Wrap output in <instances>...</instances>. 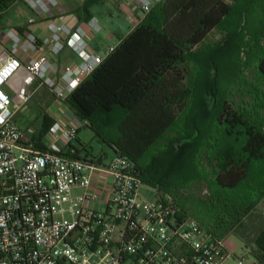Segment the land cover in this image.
<instances>
[{"label": "trees", "instance_id": "trees-1", "mask_svg": "<svg viewBox=\"0 0 264 264\" xmlns=\"http://www.w3.org/2000/svg\"><path fill=\"white\" fill-rule=\"evenodd\" d=\"M16 1L0 0V31L6 12ZM96 1L88 0L84 7ZM244 1L156 2L66 99L77 118L88 121L97 135L113 146L115 154L132 159L143 183L155 187L159 195H175L186 213L220 238L237 232L244 225L243 219L264 198V31L253 34L250 41H244L246 34L239 31L228 33L211 51L213 57L206 56L209 59L202 57L200 50L206 38L223 27L235 6ZM241 9L244 13L247 6ZM240 36L238 57L249 51L248 58L257 67L258 83L248 91L252 99L237 103L229 96V84L218 82L220 66L215 55L231 51ZM190 58L207 63L202 83L212 87L196 92L186 86ZM239 61L241 68L245 60ZM183 113L186 116L179 134L155 149ZM53 122L43 115L42 129L34 139L37 143ZM78 153L72 155L80 157ZM201 180H206L210 190L208 203L179 196ZM254 243L252 253L261 264L264 227Z\"/></svg>", "mask_w": 264, "mask_h": 264}, {"label": "built area", "instance_id": "built-area-1", "mask_svg": "<svg viewBox=\"0 0 264 264\" xmlns=\"http://www.w3.org/2000/svg\"><path fill=\"white\" fill-rule=\"evenodd\" d=\"M20 1L49 19V33L8 27L0 37V264H226L225 238L167 196H141L143 182L129 156L83 159L58 141L42 149L34 128L15 121L35 81L64 102L115 49L92 52L81 26L50 19L60 0ZM138 1L149 12L159 0ZM67 46L79 63L57 62ZM84 121L63 132L55 122L49 131L68 144Z\"/></svg>", "mask_w": 264, "mask_h": 264}, {"label": "rangeland", "instance_id": "rangeland-1", "mask_svg": "<svg viewBox=\"0 0 264 264\" xmlns=\"http://www.w3.org/2000/svg\"><path fill=\"white\" fill-rule=\"evenodd\" d=\"M242 5L247 6L244 13L241 11ZM251 14L253 15L250 17ZM237 31L246 34L244 41L247 39L250 41L253 34H260L264 31V0H245L244 2L236 5L234 14L226 21V24L221 28L215 29L204 41L200 49L202 51V57L206 59L213 57V55H211L213 54L211 51L214 50L218 44L223 43L228 33H237ZM2 33L3 32L0 33L1 39L4 38V33ZM235 38H238L237 34L234 35L233 39L235 40ZM263 42L264 41H262V43ZM236 43L237 44L231 48V51L224 50L223 52H219L218 56H215L217 58L216 62L220 66V68L218 66L219 69H217L218 82L219 84H222V86L229 84L227 88L229 96H231L238 103L242 102L244 99H252V95L248 91L252 88L253 84L258 82L257 67L253 59L248 58L250 54L249 51L247 50V52H242L241 56L238 57L237 50L239 49V45L241 43V36L239 37V40L236 39ZM243 45L245 44H242V50H244ZM206 56H209V58ZM241 58L245 60V62L240 68L239 60H241ZM205 64L207 63L199 62L198 58H190L186 65V86L194 91L196 90V92L200 91L201 87L202 90H207V86L212 87L213 85L202 83V78L205 75L204 73L207 71V68L205 69L204 67ZM7 91L11 93L9 89H7ZM39 91L43 90L40 89ZM38 93L39 92H37L34 96L37 101H33V106L30 105L29 109L37 108L40 112L41 109L46 110V108L49 107L50 102L46 97L47 95L41 99ZM185 116L186 113H183L179 117L177 123L157 142L155 149L163 147L170 139L175 138L179 134L182 130ZM36 133L38 134V132ZM110 133H112V130ZM108 135L104 133V136L107 139H109ZM79 136L83 142L89 143L90 150H92L93 153L99 154L102 150L107 151L108 157L105 159L106 163H109L114 158V152L109 147V143L101 136L98 135V137L96 132L91 129V127H85ZM74 140L76 141V138ZM83 157H86V154H83ZM76 192H80V190H76ZM140 194L146 200H153L160 196L157 189L148 183H142ZM162 194L163 195L161 196H167L168 199H172L174 202L179 204L175 195L169 193L165 194V192ZM179 196H182L183 199H193L194 203H208L210 190L207 187L206 180H201L193 183L190 187L180 192ZM194 207V204H192L189 212L192 213V209H194ZM243 222L244 225L239 227L237 232L232 231L225 238V244L228 252L230 253L229 258L226 260V264H238V260L240 258H244L245 264H259V260L252 253V250H255L256 248V244L254 243L255 237L264 227V198L260 201L257 207H255L247 215V217L243 219ZM261 264H264V262H261Z\"/></svg>", "mask_w": 264, "mask_h": 264}, {"label": "crops", "instance_id": "crops-1", "mask_svg": "<svg viewBox=\"0 0 264 264\" xmlns=\"http://www.w3.org/2000/svg\"><path fill=\"white\" fill-rule=\"evenodd\" d=\"M87 1L88 0H60L59 7L54 9L52 16L49 18L65 22L71 28L81 26L87 33L90 51L102 55L106 54L108 47H116L123 38L139 25L148 13L143 10L142 4L138 0H97L86 9L84 6ZM156 2L158 1L153 2V6ZM30 16H35V18H37V22L33 25L28 24V18ZM48 24V18H43L39 13L32 11L22 1L18 0L6 12L4 18L5 28H2L0 33H4L8 27L15 28L21 32L30 28L37 34L43 36L49 33ZM56 60L59 64L69 62L79 63L81 61L77 54L68 46L65 47ZM40 89L43 91H39ZM30 90L33 93L31 101L16 112L14 119L20 126L24 128L30 126L36 130L33 139L38 136L42 129L43 115L45 114L53 119V124L55 122L61 123L63 128L61 132L77 122V116L66 101L57 100L47 88L40 87L38 81L34 82ZM37 92H39L38 94L41 99L47 95L46 97L50 102L49 107L46 108V110L41 109L40 112L37 108L29 109L30 105L33 106V101H37V99L34 98ZM85 127H90L89 122L86 120L78 129L76 141L73 140L68 144L58 134H51L49 130L41 138L40 143H37L35 140L34 142L37 146H48L53 141H58L65 150H73L74 153L79 151L78 154L80 158L92 159L99 157V159L105 161L108 157L107 151L102 150L99 154H95L90 150L89 143L81 140L79 135L83 132ZM36 132H38V134ZM29 140V137H24L25 142ZM109 147L114 152L113 146L109 144ZM83 154H86V157H83ZM76 190L81 191L79 188Z\"/></svg>", "mask_w": 264, "mask_h": 264}]
</instances>
